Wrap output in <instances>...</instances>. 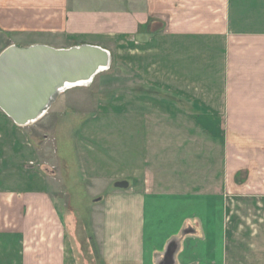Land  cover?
<instances>
[{"label":"crops","instance_id":"1","mask_svg":"<svg viewBox=\"0 0 264 264\" xmlns=\"http://www.w3.org/2000/svg\"><path fill=\"white\" fill-rule=\"evenodd\" d=\"M37 44L121 52L139 81L78 138L84 179L101 186L90 195H106L90 215L103 264L121 225L139 245L135 264H264V0H0V52ZM25 127L0 110V188L46 203L49 180L25 170ZM115 129L119 156L108 151ZM246 199L258 203L244 240L230 229ZM79 254L66 236H0V264H78Z\"/></svg>","mask_w":264,"mask_h":264},{"label":"rangeland","instance_id":"2","mask_svg":"<svg viewBox=\"0 0 264 264\" xmlns=\"http://www.w3.org/2000/svg\"><path fill=\"white\" fill-rule=\"evenodd\" d=\"M39 38L43 42L51 40V37L48 36ZM23 40L19 39L18 41L23 44L27 43ZM49 44L53 43L49 41ZM121 59V52L116 55L112 54L110 68L97 75L87 87L61 95L59 108L62 109L60 111L51 109L37 122L20 129L27 136L32 149V157L31 160L29 159L32 164H26L25 170L31 168L36 172V175L49 180L50 186L47 189L49 201L44 203L41 199H37V196H23L18 189L14 190L18 191L17 195L13 194L14 191L8 189L9 185H4L5 183L2 182L0 188V236H66L76 255L81 253L78 264H103L100 256L102 250L93 234L90 215H92L93 208L101 206V201L106 195H100V193L90 195V187L99 191L101 186L94 187L90 180L84 179V167L77 149L80 146L78 138L81 131L95 123V119L100 117L98 115L104 112L103 108L120 106L121 93L128 89L126 85L128 80H131L133 84L130 87L132 90L135 92L139 90L138 78L122 66ZM119 122L120 120L113 126L120 127ZM113 136V148L110 147L108 151L117 153L119 156L122 149V134L115 129ZM5 172V166L0 164V175L3 176ZM12 176L11 185L14 186V179L18 175ZM23 178L26 179L25 176ZM113 188L114 184L111 183L105 193L109 194ZM256 202L251 199L241 202L243 207L241 228L236 232L231 228V235H238L244 240L247 238L251 230L250 224H256L255 221H257L252 207ZM232 204L233 202H230L231 206ZM51 206L56 207L57 213L64 217L65 234L62 233L61 224L49 212L52 210ZM114 215L121 216L119 213ZM42 216L44 217L42 218ZM233 217L232 212L231 220ZM230 222L233 224V221ZM42 224L45 227H42ZM117 229L120 230V234L112 236L113 242L117 243L110 254V259L113 264H135L139 245L129 243L130 239L127 238L129 237L127 235L130 230L125 225H121ZM113 230L115 231L116 228ZM108 239L110 241L112 238ZM113 244L106 245L110 248ZM251 249L248 243L242 246V251H254Z\"/></svg>","mask_w":264,"mask_h":264},{"label":"water","instance_id":"3","mask_svg":"<svg viewBox=\"0 0 264 264\" xmlns=\"http://www.w3.org/2000/svg\"><path fill=\"white\" fill-rule=\"evenodd\" d=\"M111 66L110 53L96 45L64 49L10 45L0 52V110L17 126H29L70 85L91 83ZM127 182L115 184L127 188Z\"/></svg>","mask_w":264,"mask_h":264},{"label":"bare ground","instance_id":"4","mask_svg":"<svg viewBox=\"0 0 264 264\" xmlns=\"http://www.w3.org/2000/svg\"><path fill=\"white\" fill-rule=\"evenodd\" d=\"M106 70L102 71L101 73L105 72ZM100 74V73H99ZM98 74V75H99ZM89 85V83H80V84H77V85H70L69 86V89H73V88H84V87H87ZM46 114V113H45ZM44 114V115H45ZM43 115V116H44Z\"/></svg>","mask_w":264,"mask_h":264}]
</instances>
